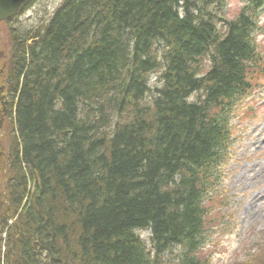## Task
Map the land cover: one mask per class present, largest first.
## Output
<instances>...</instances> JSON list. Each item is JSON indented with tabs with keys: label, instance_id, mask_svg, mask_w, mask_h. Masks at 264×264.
<instances>
[{
	"label": "trees",
	"instance_id": "16d2710c",
	"mask_svg": "<svg viewBox=\"0 0 264 264\" xmlns=\"http://www.w3.org/2000/svg\"><path fill=\"white\" fill-rule=\"evenodd\" d=\"M243 1L227 19L223 0H61L42 33L11 30L0 264H163L172 247L199 264L228 116L264 65V0ZM147 226L155 259L132 233Z\"/></svg>",
	"mask_w": 264,
	"mask_h": 264
},
{
	"label": "rangeland",
	"instance_id": "374dc122",
	"mask_svg": "<svg viewBox=\"0 0 264 264\" xmlns=\"http://www.w3.org/2000/svg\"><path fill=\"white\" fill-rule=\"evenodd\" d=\"M60 2L24 0L21 3L24 9L10 21L0 22V88L4 87L6 94L4 68L9 57L11 30L20 36L42 33L44 23ZM243 3V0H223L221 16H231ZM259 25L262 31L255 38L264 52V12ZM256 72L249 95L237 101L230 112L232 143L224 163L214 170L219 179L215 198L221 206L207 216L204 248L196 253L201 259L199 264H264V65ZM153 75L149 77L151 84H154ZM7 99L2 105L0 95V155L5 147L2 144L5 133L9 135V125L4 120L11 107L8 94ZM140 236L144 239L145 234ZM178 256L179 250H170L164 255L163 263L179 264Z\"/></svg>",
	"mask_w": 264,
	"mask_h": 264
},
{
	"label": "bare ground",
	"instance_id": "6f19581e",
	"mask_svg": "<svg viewBox=\"0 0 264 264\" xmlns=\"http://www.w3.org/2000/svg\"><path fill=\"white\" fill-rule=\"evenodd\" d=\"M219 12H220V9H219ZM203 61L205 62V65H203L204 66V70H205V66H207V68H209V66H210L209 63H212V61L207 60L206 57L203 58ZM153 76H154V84L153 83L151 84L150 78H149L150 75H149V77H148V81H149L148 82V86H151L152 89H154V88H158L159 90L163 89V85H161V84L158 83L159 76L157 74H155V73H154ZM110 96H114V93L110 94ZM10 114H11V112H7L5 114L4 117L7 118V119H4L5 120V123L7 125H14L15 121L12 119V115H10ZM263 129H264V124H263ZM145 232H149V234H148V236L145 235V237H143L144 239H142L140 237V234H144ZM132 233L135 234V236H137V237L139 235L140 239L143 240V244L145 246L146 252L150 256V258L155 259L156 257H158V251L156 250V247H157L156 241H157V239L153 235L150 227L147 226V228L146 227L145 228H134V229H132ZM194 234H196V233H194ZM34 249L36 251H39V248H38L37 244H34ZM42 253H44V252H42Z\"/></svg>",
	"mask_w": 264,
	"mask_h": 264
},
{
	"label": "water",
	"instance_id": "95a60500",
	"mask_svg": "<svg viewBox=\"0 0 264 264\" xmlns=\"http://www.w3.org/2000/svg\"><path fill=\"white\" fill-rule=\"evenodd\" d=\"M23 1L24 0H0V21L15 15Z\"/></svg>",
	"mask_w": 264,
	"mask_h": 264
},
{
	"label": "flooded vegetation",
	"instance_id": "af4514ba",
	"mask_svg": "<svg viewBox=\"0 0 264 264\" xmlns=\"http://www.w3.org/2000/svg\"><path fill=\"white\" fill-rule=\"evenodd\" d=\"M24 6H25V5H22L21 10L24 9Z\"/></svg>",
	"mask_w": 264,
	"mask_h": 264
}]
</instances>
